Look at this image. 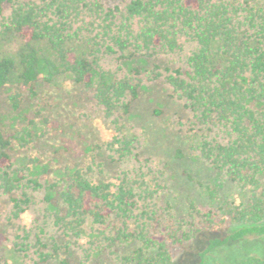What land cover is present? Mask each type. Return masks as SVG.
<instances>
[{
  "label": "trees",
  "instance_id": "trees-1",
  "mask_svg": "<svg viewBox=\"0 0 264 264\" xmlns=\"http://www.w3.org/2000/svg\"><path fill=\"white\" fill-rule=\"evenodd\" d=\"M186 49L184 66L162 71L154 62ZM108 59L118 63L115 69L105 65ZM137 59L150 60L151 68L122 72L119 63ZM38 80L89 92L111 124L107 148L120 166L106 177L94 158L86 167L52 166L27 154L45 134L37 115L9 135L0 129V193L10 196L9 218L24 214L37 193L57 229L33 241L22 230L10 245L0 233V264L30 258L32 264H174L177 250L192 240L200 245L195 264H209L229 246L243 264H264V0H129L113 7L100 0H0V89ZM157 80L188 113L180 124L198 133L197 157L247 190L245 202L206 214L190 204L180 218L158 203L162 174L143 171L138 138L123 122L142 84ZM9 101L16 110L18 95ZM132 162L139 166L129 168ZM205 193L215 198V191ZM231 225L240 226L201 234Z\"/></svg>",
  "mask_w": 264,
  "mask_h": 264
},
{
  "label": "rangeland",
  "instance_id": "rangeland-1",
  "mask_svg": "<svg viewBox=\"0 0 264 264\" xmlns=\"http://www.w3.org/2000/svg\"><path fill=\"white\" fill-rule=\"evenodd\" d=\"M100 1L105 6L113 7L129 0ZM187 53L188 49L180 54L159 57L154 62L162 71L167 67H181ZM105 65L115 69L118 63L108 59ZM119 65L123 73H128L132 67H137L143 73L151 68V61L137 59ZM11 95H18L16 110L11 107ZM34 115L45 123L40 124L45 134L31 145L27 154L52 166L75 164L86 167L94 158L102 165L106 177H112L119 169L120 163L112 162L111 152L107 148L112 136L111 124L104 119L89 92L81 86L67 82L60 87H52L38 80L28 87L0 89V129L6 135L21 128L25 120ZM187 118L188 113L163 80L144 82L131 112L123 118L124 124L138 138V159L143 171L156 170L162 174L159 181L163 189L158 193V203L170 205L173 214L180 218L188 214L190 204L206 214L215 211L222 203L237 206L245 202L249 195L247 190L197 157L192 145L198 133H187L180 124ZM132 165L139 166L132 162L129 168ZM205 188L215 191L213 200L204 194ZM9 199V195L0 193V233L7 237L6 245H10L22 230L29 232L32 241L36 235L48 239L57 233L50 216L44 212L40 194H34L33 204L18 219L9 218ZM239 226H225L218 232L201 234H206V237L220 236ZM199 246L198 240H192L179 248L174 255V264H187L189 260L192 262L190 264H195L194 252ZM234 251L230 246L215 251L209 264H243L236 260ZM69 256L76 260L78 253L72 251ZM26 264H32V259H27Z\"/></svg>",
  "mask_w": 264,
  "mask_h": 264
}]
</instances>
